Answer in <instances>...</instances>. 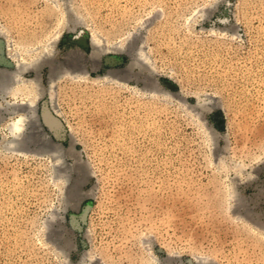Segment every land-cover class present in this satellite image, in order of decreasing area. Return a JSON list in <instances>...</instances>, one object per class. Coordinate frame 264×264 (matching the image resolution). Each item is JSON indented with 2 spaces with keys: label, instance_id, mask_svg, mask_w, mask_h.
<instances>
[{
  "label": "rangeland",
  "instance_id": "1",
  "mask_svg": "<svg viewBox=\"0 0 264 264\" xmlns=\"http://www.w3.org/2000/svg\"><path fill=\"white\" fill-rule=\"evenodd\" d=\"M3 80L0 264H264V0H0Z\"/></svg>",
  "mask_w": 264,
  "mask_h": 264
},
{
  "label": "bare ground",
  "instance_id": "2",
  "mask_svg": "<svg viewBox=\"0 0 264 264\" xmlns=\"http://www.w3.org/2000/svg\"><path fill=\"white\" fill-rule=\"evenodd\" d=\"M6 80H3L0 82V87L5 90L6 87ZM6 92V91H5ZM25 123V118L23 116L19 117L18 119L14 120L10 126V137L14 139L11 144H17L19 143L17 140V137H19L22 133L23 124Z\"/></svg>",
  "mask_w": 264,
  "mask_h": 264
},
{
  "label": "water",
  "instance_id": "3",
  "mask_svg": "<svg viewBox=\"0 0 264 264\" xmlns=\"http://www.w3.org/2000/svg\"><path fill=\"white\" fill-rule=\"evenodd\" d=\"M49 115V114H48ZM49 118H50V115H49Z\"/></svg>",
  "mask_w": 264,
  "mask_h": 264
}]
</instances>
